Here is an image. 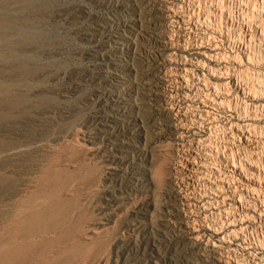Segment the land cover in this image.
Instances as JSON below:
<instances>
[{
    "label": "rangeland",
    "instance_id": "rangeland-1",
    "mask_svg": "<svg viewBox=\"0 0 264 264\" xmlns=\"http://www.w3.org/2000/svg\"><path fill=\"white\" fill-rule=\"evenodd\" d=\"M172 3L190 40L165 28ZM153 48L188 56L191 89L239 109V213L175 178L171 99L187 89ZM263 261L264 0H0V264Z\"/></svg>",
    "mask_w": 264,
    "mask_h": 264
},
{
    "label": "bare ground",
    "instance_id": "bare-ground-1",
    "mask_svg": "<svg viewBox=\"0 0 264 264\" xmlns=\"http://www.w3.org/2000/svg\"><path fill=\"white\" fill-rule=\"evenodd\" d=\"M173 1V0H172ZM186 1V0H184ZM220 1V0H219ZM223 1V0H222ZM138 2V1H137ZM178 2V1H177ZM162 3V2H161ZM175 3V2H174ZM172 3L168 7V22L165 24V28L182 29L184 25L189 28L188 38L190 40L192 26V16L183 13L182 8H177V5ZM182 3V2H181ZM180 3V4H181ZM193 3V2H192ZM214 3V2H213ZM155 4V3H154ZM183 5V4H182ZM181 5V6H182ZM196 5V4H195ZM216 6V5H214ZM223 6V5H222ZM144 7V6H143ZM220 8V7H218ZM222 8V7H221ZM164 11V10H163ZM162 11V12H163ZM209 14L211 13L210 10ZM214 11V10H213ZM219 11V10H218ZM223 11V10H221ZM230 11V10H229ZM154 12V11H153ZM213 13V12H212ZM215 14V11L214 13ZM188 16V20H187ZM217 16V15H216ZM221 16V15H220ZM230 16V15H229ZM223 18V17H222ZM142 19V18H141ZM166 19V18H165ZM205 20V19H204ZM212 20V19H211ZM233 20V19H232ZM166 22V21H165ZM158 23V22H157ZM164 24V23H163ZM223 24V23H222ZM146 25V24H145ZM153 25V24H151ZM225 25V24H224ZM142 26H144L142 24ZM144 28V27H143ZM150 29V28H149ZM162 29V28H161ZM177 30L180 32V30ZM201 30V29H200ZM210 30V29H209ZM218 30V29H217ZM225 30V29H224ZM164 31V30H163ZM168 31V30H166ZM172 31V30H171ZM196 31V30H195ZM140 32V30H139ZM169 32V31H168ZM146 33V32H145ZM166 33V32H165ZM182 33V32H181ZM180 33V34H181ZM185 33V32H184ZM163 34V33H162ZM176 35V34H175ZM185 35V34H184ZM161 39H155L156 43L160 42L162 45H166L170 49L174 46L181 49L184 47L187 51L193 50V47L188 44L183 45L180 39L169 38L167 35H161ZM171 36V35H170ZM178 37L180 35H177ZM182 36V35H181ZM214 37V36H213ZM212 37V38H213ZM159 38V37H158ZM181 38V37H180ZM185 38V37H184ZM215 38V37H214ZM203 39V38H202ZM220 39V38H219ZM170 40V41H169ZM175 40V42H173ZM186 40V39H185ZM181 43H180V42ZM185 42V41H184ZM210 43V41H209ZM214 43V42H213ZM219 43V42H218ZM159 44V43H158ZM192 44V43H191ZM202 44V43H201ZM217 44V42H216ZM220 44V43H219ZM237 44V43H236ZM203 45V44H202ZM217 46V45H216ZM237 46V45H236ZM220 47V46H219ZM154 49V48H153ZM169 49V50H170ZM198 49H202L201 46ZM177 50V49H176ZM175 50V51H176ZM197 50V49H196ZM211 52L215 48L209 49ZM204 51V50H203ZM205 51H208L205 50ZM221 51V50H219ZM225 51V50H224ZM239 51V50H238ZM200 52V51H199ZM206 52L207 55L212 59L215 53ZM217 52V51H216ZM152 53H156L157 61L158 57L163 61H170L171 70L169 78L179 88L187 89L184 95L173 97L171 99V114L179 118L182 123L174 125V136L179 140L178 143V154L181 157L180 164L176 165L175 172L178 174L175 178L180 179L185 187H201L205 186L208 189L214 191L215 201L218 203H224L223 207L225 210H229L231 213L237 210L239 213V174L243 176L244 170H239V109L233 108L231 103L224 100L225 98H217L211 93L197 94L198 91L192 90L193 84L191 78L192 62L190 58L178 56L176 52L171 58L160 56L157 50H152ZM193 53V52H192ZM221 53H223L221 51ZM226 53V52H225ZM231 53V52H230ZM229 53V54H230ZM238 53V52H237ZM187 54V53H186ZM220 55V54H219ZM222 55V54H221ZM226 56V54H225ZM224 56V57H225ZM238 56V55H237ZM190 57V56H189ZM222 57V56H221ZM239 57V56H238ZM217 59V58H216ZM237 59V58H236ZM219 60V57H218ZM239 60V59H237ZM161 62V61H160ZM158 63V62H157ZM157 63H154L157 66ZM201 63V62H200ZM219 63V62H218ZM207 64V63H206ZM223 65V64H222ZM237 65V64H236ZM214 66V65H212ZM230 66V65H229ZM223 67V66H222ZM235 67V66H234ZM238 67V66H237ZM170 68V67H169ZM217 68V67H216ZM213 69V67H212ZM150 71V70H149ZM155 71V70H154ZM221 71V70H220ZM222 72H225L222 70ZM205 73V72H204ZM168 74V72H167ZM223 74V73H222ZM221 73H213L214 79H221ZM151 75V74H150ZM193 76V75H192ZM210 77V76H209ZM227 77V76H226ZM147 78V77H146ZM153 78V77H152ZM168 78V79H169ZM211 78V77H210ZM156 79V78H155ZM164 79V78H163ZM204 79V78H203ZM233 79V78H232ZM146 80V79H145ZM159 81V80H158ZM212 81V80H211ZM210 81V82H211ZM221 81V80H220ZM170 82V81H169ZM195 82V81H194ZM201 82V81H200ZM209 82V81H208ZM207 82V83H208ZM214 82V81H213ZM217 83V82H216ZM153 84V83H152ZM169 84V83H168ZM213 84V83H211ZM215 84V83H214ZM206 85V84H205ZM220 85V84H219ZM238 85V84H237ZM147 86V85H146ZM194 86V85H193ZM198 86L201 87V84ZM197 86V87H198ZM232 86V85H231ZM217 87V86H216ZM220 88V86H218ZM217 87V88H218ZM222 87V86H221ZM161 88V87H159ZM169 88V87H168ZM176 88V87H175ZM204 88V87H202ZM208 88V87H207ZM223 88V87H222ZM173 89V87H172ZM198 89V88H197ZM206 89V88H205ZM212 89V88H211ZM218 90V89H217ZM168 91V90H167ZM186 91V90H185ZM200 91V90H199ZM214 91V90H213ZM225 91V90H224ZM161 92V91H160ZM164 92V91H162ZM206 93V92H205ZM217 93V91H216ZM158 94V93H157ZM167 94V93H166ZM176 94V93H175ZM143 95V94H142ZM169 95V94H168ZM219 95V93H218ZM157 96V95H156ZM165 96V95H162ZM170 96V95H169ZM172 96V93H171ZM224 96V95H223ZM237 97V96H236ZM230 98V97H229ZM238 98V97H237ZM146 99V98H145ZM154 99V98H153ZM237 100V99H236ZM148 101V100H147ZM152 101V100H151ZM155 101V100H154ZM231 101V100H230ZM144 102V101H143ZM153 102V101H152ZM167 102V100H166ZM239 103V102H238ZM150 104V103H149ZM233 104V103H232ZM169 107V106H168ZM239 107V106H238ZM153 108V107H152ZM166 116V115H165ZM162 123V122H161ZM252 124V123H251ZM168 125V124H167ZM161 126V125H160ZM165 127V126H164ZM161 129V128H160ZM157 136V139H163L169 134L166 129H163ZM160 132V131H159ZM172 134V133H171ZM252 135V134H251ZM186 137V139L183 138ZM156 137V136H155ZM153 140V139H152ZM154 142V141H153ZM254 144V143H253ZM113 148V147H112ZM249 152V151H247ZM239 153V152H238ZM246 153V152H245ZM247 158V157H246ZM242 161V160H241ZM179 162V161H178ZM241 163V162H240ZM244 168V167H243ZM252 175V174H251ZM249 177V176H248ZM254 177V176H253ZM242 179V178H241ZM247 182H253L252 178H244ZM261 180V179H260ZM262 181V180H261ZM180 183V182H178ZM180 183V184H182ZM248 183V184H249ZM251 188V187H250ZM254 188V187H253ZM252 188V189H253ZM206 189V188H205ZM181 190V189H180ZM183 192V191H182ZM173 193V192H172ZM201 193V191H200ZM203 193V192H202ZM209 193V192H208ZM213 193V192H212ZM242 193V192H241ZM210 194V193H209ZM184 195V194H183ZM209 196V195H208ZM214 196V195H213ZM189 197V196H188ZM187 197V198H188ZM201 197V194H200ZM243 197V196H242ZM214 198V197H213ZM250 198V197H249ZM205 199V197H204ZM210 199V198H209ZM200 200V199H199ZM214 201V200H213ZM247 201V200H246ZM253 201V200H252ZM209 202V200H208ZM205 203V202H204ZM251 203V202H250ZM200 204V203H199ZM216 204V203H214ZM213 205V204H212ZM217 205V204H216ZM200 206V205H199ZM206 206H208L206 204ZM219 206V205H218ZM243 207V206H242ZM217 208V206H216ZM233 208L234 210H230ZM197 210V209H196ZM220 210V209H219ZM193 211V210H192ZM207 211V210H206ZM232 213V214H233ZM236 213V212H235ZM209 214V213H208ZM248 214V213H247ZM220 215V214H219ZM230 215V214H229ZM241 216V215H240ZM244 216V215H243ZM226 217V216H225ZM235 219V218H234ZM216 220V219H215ZM232 220V219H231ZM223 221V220H222ZM225 221V220H224ZM230 222V221H227ZM226 222V223H227ZM204 223V222H203ZM216 223V222H215ZM234 223V222H232ZM231 223V224H232ZM236 223V222H235ZM209 223L208 225H210ZM217 224V223H216ZM215 224V225H216ZM237 225H239L237 223ZM219 226V225H218ZM204 227V226H203ZM197 228V227H195ZM215 228V226H214ZM183 229V228H182ZM186 229V228H185ZM199 229V228H198ZM201 229V228H200ZM213 229V228H211ZM224 228H222L223 230ZM208 230V229H207ZM202 231V230H201ZM217 231V230H215ZM224 231V230H223ZM231 231V232H230ZM218 232V231H217ZM220 232H222L220 230ZM244 233V232H243ZM224 234V233H223ZM226 235L228 236L227 250L228 252H236L239 250V226L231 230H227ZM226 238V237H225ZM220 244V243H219ZM224 244V243H223ZM214 246V245H213ZM226 246V245H225ZM248 246V245H247ZM183 247V246H182ZM244 247V246H243ZM259 247V246H258ZM214 248V247H213ZM217 248V247H216ZM221 248V247H220ZM223 248V247H222ZM184 249V248H183ZM211 249V248H210ZM215 249V248H214ZM219 249V248H218ZM178 250V249H177ZM187 251V250H186ZM212 251V250H211ZM215 251V250H214ZM209 252V251H208ZM216 252V251H215ZM237 253V252H236ZM228 254V253H227ZM238 254V253H237ZM225 255V254H224ZM234 255V254H233ZM209 256V255H208ZM212 256V255H210ZM220 256V255H219ZM230 256V255H229ZM232 256V254H231ZM188 257V256H187ZM218 257V256H217ZM233 257V256H232ZM239 257V256H238ZM223 258V257H222ZM226 259V258H224ZM221 260V259H220ZM228 260V259H227ZM230 260V259H229ZM228 260V263H229ZM240 260V259H239ZM223 262V261H222ZM264 262V261H263ZM227 263V261H226ZM234 264V263H233ZM239 264V262L237 263Z\"/></svg>",
    "mask_w": 264,
    "mask_h": 264
}]
</instances>
